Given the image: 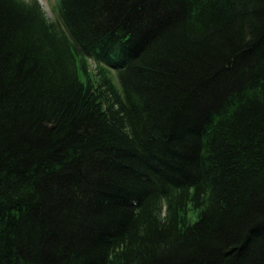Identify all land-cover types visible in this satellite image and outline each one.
<instances>
[{
    "label": "trees",
    "instance_id": "1",
    "mask_svg": "<svg viewBox=\"0 0 264 264\" xmlns=\"http://www.w3.org/2000/svg\"><path fill=\"white\" fill-rule=\"evenodd\" d=\"M0 264H264V0H0Z\"/></svg>",
    "mask_w": 264,
    "mask_h": 264
},
{
    "label": "rangeland",
    "instance_id": "2",
    "mask_svg": "<svg viewBox=\"0 0 264 264\" xmlns=\"http://www.w3.org/2000/svg\"><path fill=\"white\" fill-rule=\"evenodd\" d=\"M39 2L41 3V5L43 6L44 10L47 13V16L51 19V20H56L57 19V3L58 0H39ZM89 64H90V70H91V74L93 76H95L96 74V63L93 60H89ZM111 76L115 81V73L114 71L111 72ZM188 216L190 219H194L197 216V211H193L190 210L188 213Z\"/></svg>",
    "mask_w": 264,
    "mask_h": 264
}]
</instances>
